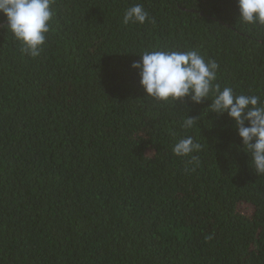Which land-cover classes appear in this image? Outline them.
Here are the masks:
<instances>
[{"label": "trees", "instance_id": "obj_1", "mask_svg": "<svg viewBox=\"0 0 264 264\" xmlns=\"http://www.w3.org/2000/svg\"><path fill=\"white\" fill-rule=\"evenodd\" d=\"M141 3L155 23H122ZM36 58L0 26V264H264V175L210 100L144 97L143 50L199 51L264 99V26L236 0H54ZM5 18L0 15V25ZM185 115L200 117L185 131ZM192 135L195 170L172 152Z\"/></svg>", "mask_w": 264, "mask_h": 264}, {"label": "clouds", "instance_id": "obj_2", "mask_svg": "<svg viewBox=\"0 0 264 264\" xmlns=\"http://www.w3.org/2000/svg\"><path fill=\"white\" fill-rule=\"evenodd\" d=\"M54 0H0V15L18 51L23 56L36 58L41 54L47 34L51 30L54 15ZM239 19L246 24L264 26V0H236ZM155 23L143 4L133 3L123 13L125 25ZM139 60L130 65L139 77L144 97L157 102L170 103L187 97L193 104L210 100L207 112L217 116L227 115L234 124L240 138L243 152L250 157L251 167L257 175H264V99L255 94H236L233 88L221 87L217 83L219 64L206 59L199 51L166 48L164 50H143ZM200 117L185 115L180 126L185 131L197 125ZM203 145L192 135L177 140L172 152L178 157H189L188 163L195 170L200 160L197 155Z\"/></svg>", "mask_w": 264, "mask_h": 264}]
</instances>
